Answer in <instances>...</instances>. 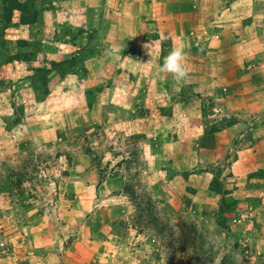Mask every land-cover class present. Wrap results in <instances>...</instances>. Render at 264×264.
<instances>
[{
  "label": "rangeland",
  "instance_id": "374dc122",
  "mask_svg": "<svg viewBox=\"0 0 264 264\" xmlns=\"http://www.w3.org/2000/svg\"><path fill=\"white\" fill-rule=\"evenodd\" d=\"M62 1L0 16V264H264V0Z\"/></svg>",
  "mask_w": 264,
  "mask_h": 264
},
{
  "label": "trees",
  "instance_id": "16d2710c",
  "mask_svg": "<svg viewBox=\"0 0 264 264\" xmlns=\"http://www.w3.org/2000/svg\"><path fill=\"white\" fill-rule=\"evenodd\" d=\"M37 0H2V13L0 14L5 21V25L11 22L14 10L20 11V16L18 22L20 24H31L36 23L41 20L40 9L37 7ZM55 65V64H54ZM52 64V68L54 69ZM66 69H61V74L65 72ZM50 71V69L44 70V68H37L35 72V77L37 80L41 81L43 85H46V78L41 72ZM134 201V200H133Z\"/></svg>",
  "mask_w": 264,
  "mask_h": 264
},
{
  "label": "clouds",
  "instance_id": "9594fccd",
  "mask_svg": "<svg viewBox=\"0 0 264 264\" xmlns=\"http://www.w3.org/2000/svg\"><path fill=\"white\" fill-rule=\"evenodd\" d=\"M184 60V50L180 47H175L164 57L159 70L171 74L175 80L182 82L186 80L189 75ZM214 264H220L219 258L214 261Z\"/></svg>",
  "mask_w": 264,
  "mask_h": 264
},
{
  "label": "crops",
  "instance_id": "0c3cea01",
  "mask_svg": "<svg viewBox=\"0 0 264 264\" xmlns=\"http://www.w3.org/2000/svg\"><path fill=\"white\" fill-rule=\"evenodd\" d=\"M69 2H73V1H78V0H68ZM69 2L66 1H62V2H59L60 3V6H61V3L62 5L65 7L66 4H68ZM99 4L101 3H94V4H89L88 2L86 3V6L89 7V8H97L99 6ZM95 11V10H94ZM103 12V14L105 15L106 14V9L101 11ZM197 147H199V150L202 149V150H207V152H211L214 151L215 152V155H216V158L221 161L222 159H231L233 158V163H231L232 167L234 168H239V167H244V160L241 159L240 157H244L246 156L245 152L242 154V152H239L240 155H232V150L229 149V153H231V155L227 154V146H222V145H219V144H216V145H213L210 144L211 147H209V145H205L198 142V143H195ZM237 151V150H236ZM235 151V152H236ZM236 154V153H235ZM236 156V159H234ZM245 158V157H244ZM234 170V169H233Z\"/></svg>",
  "mask_w": 264,
  "mask_h": 264
}]
</instances>
